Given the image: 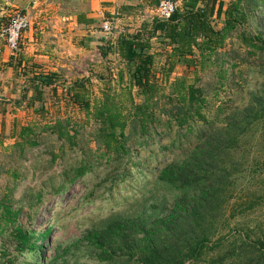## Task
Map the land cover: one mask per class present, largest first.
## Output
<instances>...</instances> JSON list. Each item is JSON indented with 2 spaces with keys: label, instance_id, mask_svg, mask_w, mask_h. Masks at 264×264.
Returning <instances> with one entry per match:
<instances>
[{
  "label": "rangeland",
  "instance_id": "1",
  "mask_svg": "<svg viewBox=\"0 0 264 264\" xmlns=\"http://www.w3.org/2000/svg\"><path fill=\"white\" fill-rule=\"evenodd\" d=\"M32 1L0 2V34L17 13L28 16ZM159 1L149 8L148 20L139 12L123 22L106 19L112 24L109 33L103 21L95 36L99 45L87 41L81 53L54 34L60 31L57 22L40 24L38 18L28 17L30 27L22 33L18 50L1 62L0 77L18 79L28 97L41 90L34 102L23 97L0 100L9 111L0 118V207L18 211L16 225L25 231L39 235L49 230L46 240L37 241L43 249L35 264H140L148 240L186 253L198 239H206L205 254L186 264H264V48L254 51L241 38L248 35L264 42V18L258 14L253 24L246 22L231 31L206 68L177 62L167 76L171 49L150 32ZM221 1L226 6L233 0ZM76 5L65 3L60 12L73 11ZM213 26L220 30L222 18ZM40 31L48 33L45 38L44 33L37 36L41 40L37 44L45 46L40 54L49 57L41 65L26 54L29 34ZM138 32L151 39L152 66L125 61L119 53L121 37ZM5 46L0 36V54ZM22 54L29 59L19 63ZM51 73L53 84L41 86L39 81ZM34 76L41 80L33 81ZM139 78L159 86L155 98L147 100L150 93L138 84ZM76 83L86 88L88 108L71 97ZM183 85L186 92L200 89L202 102L199 113L180 126L176 117L195 111L176 95ZM105 95L122 101L126 112L130 99L147 103L156 118L145 135L139 133L136 120L127 125L128 153L120 158L105 154L100 124L93 115L96 102ZM58 119H68L70 133L76 131L74 146L44 129ZM28 126L36 133L35 146L20 138ZM211 140L216 144L207 160L201 156L195 171L190 167L181 176L204 177L201 183L177 189L160 181L162 169L176 165L183 170L190 156ZM82 160L92 169L65 182L70 176L65 173L72 174ZM189 199L187 209L173 214L171 228L159 227L176 201L185 205ZM106 229L114 232L101 250L87 237ZM16 245L7 231L0 237V251L7 248L6 257L14 259L13 264L30 262L32 254L19 252ZM107 255L110 260L104 259Z\"/></svg>",
  "mask_w": 264,
  "mask_h": 264
},
{
  "label": "trees",
  "instance_id": "2",
  "mask_svg": "<svg viewBox=\"0 0 264 264\" xmlns=\"http://www.w3.org/2000/svg\"><path fill=\"white\" fill-rule=\"evenodd\" d=\"M2 2V0H0ZM261 15L264 18V0H233L225 6L223 1L219 0H183L182 6L178 7L168 20H159L153 18L150 32L152 36L162 37L164 42L171 49V60L168 65L167 76L175 67L177 62L184 63L187 67L199 66L204 69L208 64H212L211 58L217 53V51L224 46V43L231 31H234L243 23L250 22L253 24L256 21V16ZM82 14H78V21L81 22ZM223 26L220 30L215 29L213 22L217 19H221ZM86 22H91L90 20ZM242 41L248 46L252 47L254 51H259L264 48V42H257L259 38L248 37V35L241 36ZM151 39L145 38V34L137 33L134 35H125L121 37L119 44V53L125 61L133 62L139 61L138 65L152 66L154 57L151 53ZM198 52V54H197ZM145 58V60H144ZM142 59V61H141ZM137 61V62H138ZM146 70V69H145ZM53 73L48 74L46 79L41 80L40 76H34L33 81H39L42 85L50 86L54 80ZM138 84L143 86L149 93V99L155 98L158 93L159 86L154 82H148L147 79L138 80ZM181 86V85H180ZM186 92L184 85L176 90V95L180 98L181 102L188 104L189 108L194 109L192 113H183L182 117L177 116L179 120L178 124L187 122L190 116L197 115L199 106L202 99L200 89L194 87L188 88ZM35 95H28L23 92L21 97L28 99L31 102L38 100L41 96V90L36 89ZM71 97L77 103L84 104L87 108L90 103L87 99L86 88L83 84H77L70 89ZM145 101V102H148ZM17 102V101H16ZM121 102H117L116 99L109 95H105L96 102L94 108V118L100 124V133L103 138L105 154H116V158L123 157L128 153L126 143V128L132 121L139 123L138 130L141 135H145L149 128L153 126L156 118L149 112V105L136 104L130 99V106L126 111L121 106ZM98 105V106H97ZM129 111V112H128ZM69 120H56L53 122L54 126H46L44 129H51L52 133H56L59 139L64 143L69 144L71 147L75 145L76 131L72 134L68 128ZM29 125V124H27ZM39 125V124H30ZM45 125H52L46 123ZM34 128L24 127L21 131L20 138L29 146L37 145L36 138L34 136ZM213 140L208 142V145H202L199 153L190 156L188 163L183 170L182 167L176 165H170L161 170L159 175L160 181L171 185L174 188L181 189L187 187H194L201 183L204 177H194L192 180L181 177L184 172L190 167L192 169L200 165V157L206 161L208 153L213 151L215 147ZM22 145V143H19ZM211 147L207 149L208 146ZM222 147V146H220ZM110 159V158H107ZM74 167L72 174L65 173L70 176L65 177V182L71 183L77 178L84 176L92 169L91 163L84 161ZM138 161L134 162V166H138ZM40 197H38L39 199ZM191 198V197H190ZM40 200V199H39ZM183 200H178L175 203L174 211L170 213L167 218L159 221V227L171 228V218L174 217V213L185 210L189 207L190 199L184 205ZM1 206V205H0ZM185 206V207H183ZM2 216L0 218V237L3 236L5 231L8 235L16 240V248L19 252H26L32 254L33 259L27 264H35L36 256L42 252V244H38L37 241H44L49 235V230L37 235L34 231H25L16 225L19 217L18 211L8 206L0 207ZM194 207H191V212L194 211ZM2 222V223H1ZM112 229H106L102 232L88 234L89 242L99 249L105 248V242L112 236ZM150 237H148L149 239ZM206 239H198L190 247L186 253H176L175 249L171 245L159 246L148 240L143 247L140 264H186L189 260L202 258L205 254V242ZM7 248L0 251V264H13L14 259L6 257ZM6 258V259H5ZM113 258V257H112ZM106 260H110L111 257H104Z\"/></svg>",
  "mask_w": 264,
  "mask_h": 264
},
{
  "label": "crops",
  "instance_id": "3",
  "mask_svg": "<svg viewBox=\"0 0 264 264\" xmlns=\"http://www.w3.org/2000/svg\"><path fill=\"white\" fill-rule=\"evenodd\" d=\"M155 1L156 0H33L32 3L28 4L27 14L29 18H38L40 24L43 21L49 22L50 20V22H57L60 25V31H56L54 34L65 38V41L69 43L72 49L81 53L85 51L83 47L88 44L87 41H89V44L95 43L99 45V42H95V40H97L95 36H99L103 21L112 19L113 21L123 22L124 20L133 18L136 12L141 13L142 20H148L147 13L151 12L149 8L154 5ZM68 2L77 3L72 9L73 11L65 13L60 12L61 9H65L63 4ZM182 2L183 0L177 1L178 7L182 6ZM142 13L144 15H142ZM78 14H82L81 22L80 20L78 21ZM87 20L91 22H86ZM43 33L44 37L42 36V38L48 36V33L44 31H40L39 33L31 32L28 40L29 48L26 50V54L34 58V62L39 65H41L42 62H48L49 59V57H46L48 53L45 52V55L40 54V50H43L45 46L42 47L37 44V42H41L37 36ZM10 51L11 50L5 46L4 52L2 51V54H0V66L1 62H6V56L8 58ZM23 59L29 58L23 54L17 57L19 63H21ZM12 77L13 76H10V79L9 77H0V100H2L1 96L6 97L5 100L7 102H9L8 100L10 97H21L23 90H21L18 84L19 80ZM8 113V109L6 110L4 106L0 105V118H4Z\"/></svg>",
  "mask_w": 264,
  "mask_h": 264
},
{
  "label": "built area",
  "instance_id": "4",
  "mask_svg": "<svg viewBox=\"0 0 264 264\" xmlns=\"http://www.w3.org/2000/svg\"><path fill=\"white\" fill-rule=\"evenodd\" d=\"M178 8V4L173 0H160L157 7L154 9V17L159 20H168ZM30 27L29 18L23 13L14 15L9 25L0 34L5 41L6 46L11 51L18 50L19 40L22 33ZM103 28L105 32L112 31V24L109 21L104 22Z\"/></svg>",
  "mask_w": 264,
  "mask_h": 264
}]
</instances>
